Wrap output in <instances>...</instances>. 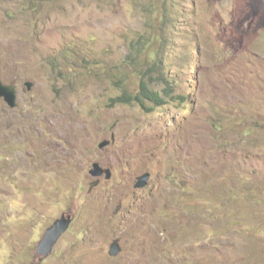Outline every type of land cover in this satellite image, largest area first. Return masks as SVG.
Masks as SVG:
<instances>
[{
  "label": "rangeland",
  "instance_id": "1",
  "mask_svg": "<svg viewBox=\"0 0 264 264\" xmlns=\"http://www.w3.org/2000/svg\"><path fill=\"white\" fill-rule=\"evenodd\" d=\"M144 39L174 86L148 109L114 102ZM0 80V264H264V0H0Z\"/></svg>",
  "mask_w": 264,
  "mask_h": 264
},
{
  "label": "trees",
  "instance_id": "2",
  "mask_svg": "<svg viewBox=\"0 0 264 264\" xmlns=\"http://www.w3.org/2000/svg\"><path fill=\"white\" fill-rule=\"evenodd\" d=\"M42 1H51V0H30V3L35 4L37 2H42ZM149 45H150V41L147 39L137 40V41L132 42L131 53L126 57L127 63H130L134 65L135 67H139L140 66L139 61L142 60L144 55H146L147 62L152 65L150 66L149 70L146 73H142L141 69L139 68H138L139 69L138 72L136 71L133 73L139 79L138 81L139 88L136 94H132L131 92L124 90L122 95L117 97L114 100V102H117L119 104L136 103L140 107L144 109H148L147 102L154 103L156 105H162L165 103L164 102L165 98L163 97V95L169 97L171 92H173V95H174V86H172L173 84L170 83L168 80H166L161 72L162 71V66H161L162 50L161 48L164 47V43L162 42V40H160L159 46L151 51H150ZM152 72L157 73L156 80H158L157 82H160L163 84V89L157 90V89L152 88L150 86L151 83L147 82L148 80L144 78ZM221 120L222 119L219 118L214 122V125L219 132L223 130ZM248 133H249V130L247 131L246 135H248Z\"/></svg>",
  "mask_w": 264,
  "mask_h": 264
},
{
  "label": "water",
  "instance_id": "3",
  "mask_svg": "<svg viewBox=\"0 0 264 264\" xmlns=\"http://www.w3.org/2000/svg\"><path fill=\"white\" fill-rule=\"evenodd\" d=\"M25 86L27 91H33L35 87V83L31 81L25 82ZM0 97L4 99V101L9 105L10 108H17L19 106L18 100V90L17 85L13 82L10 85L4 84L0 80ZM110 144V141L106 140L102 142L99 147L103 149ZM94 178H97L95 182H93V186L98 185L100 179L104 176L107 180L111 179L113 176L112 170L110 168H104L100 163H95L93 165V169L90 171ZM149 179V174L144 175L139 179V183L136 184V188H143L146 186L147 180ZM74 215L72 213L63 214L60 219L56 220L54 224L48 228L40 240L37 247V254L40 257V260H44L48 258L54 247L57 245L61 237L67 233L69 228L73 223ZM121 252L120 240L117 239L111 245L109 254L112 257H116Z\"/></svg>",
  "mask_w": 264,
  "mask_h": 264
},
{
  "label": "flooded vegetation",
  "instance_id": "4",
  "mask_svg": "<svg viewBox=\"0 0 264 264\" xmlns=\"http://www.w3.org/2000/svg\"><path fill=\"white\" fill-rule=\"evenodd\" d=\"M13 82H15V83H16V81H13ZM13 82H12V83H13Z\"/></svg>",
  "mask_w": 264,
  "mask_h": 264
},
{
  "label": "bare ground",
  "instance_id": "5",
  "mask_svg": "<svg viewBox=\"0 0 264 264\" xmlns=\"http://www.w3.org/2000/svg\"><path fill=\"white\" fill-rule=\"evenodd\" d=\"M144 95V94H143ZM149 95V94H148ZM147 98V97H146Z\"/></svg>",
  "mask_w": 264,
  "mask_h": 264
}]
</instances>
